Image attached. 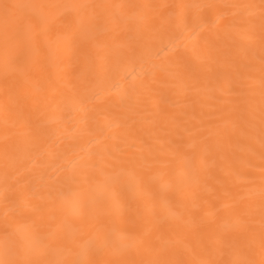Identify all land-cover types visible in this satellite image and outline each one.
I'll list each match as a JSON object with an SVG mask.
<instances>
[{
  "label": "bare ground",
  "instance_id": "6f19581e",
  "mask_svg": "<svg viewBox=\"0 0 264 264\" xmlns=\"http://www.w3.org/2000/svg\"><path fill=\"white\" fill-rule=\"evenodd\" d=\"M0 264H264V0H0Z\"/></svg>",
  "mask_w": 264,
  "mask_h": 264
}]
</instances>
